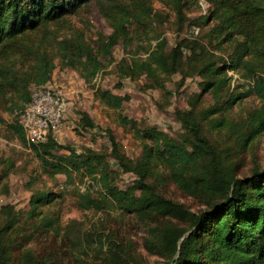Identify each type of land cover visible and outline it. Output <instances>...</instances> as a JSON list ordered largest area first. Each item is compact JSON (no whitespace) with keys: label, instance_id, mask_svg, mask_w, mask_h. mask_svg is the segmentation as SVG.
Instances as JSON below:
<instances>
[{"label":"rangeland","instance_id":"rangeland-1","mask_svg":"<svg viewBox=\"0 0 264 264\" xmlns=\"http://www.w3.org/2000/svg\"><path fill=\"white\" fill-rule=\"evenodd\" d=\"M116 1L132 14L127 26L133 37L131 48L139 42L153 45L156 38L164 37L169 50L177 40L190 38L204 45V58L226 57L229 45L221 43L217 47V41L208 33L214 20H207V0ZM177 1L181 15L176 10ZM140 6H144L142 11ZM74 20L96 50L102 67L85 79L79 71L56 60L52 76L65 81L69 102L54 136L58 143L78 151L91 149L102 153L104 160L92 168L46 171L33 149L38 144L10 127L15 123L13 112L0 109V264H167L173 256L172 232L176 228L188 229V219L147 208L141 210L135 203L130 204L132 209H122L116 202L100 208L84 202L85 190L100 200L107 185L126 191L129 197L146 196L141 189H132L137 174L124 170L110 155L107 130L112 131L120 150L136 159L142 152L141 141L129 126L119 122L118 112L134 119L138 127L155 126L178 138L183 128L175 112L193 110L222 166H229L236 176H246L255 167L264 168V129L252 137L247 135L250 116L261 101L248 94L228 104V92L241 94L248 85L236 82L238 79L231 78L217 95H213L212 88L202 91L199 62L194 60L186 64L189 73L183 80L179 72L160 74L156 81L144 73L119 78L117 64L123 55L129 54L128 49L120 41L108 55L97 51L98 36L110 34L112 27L96 3L86 5ZM193 26L199 28L197 33L192 31ZM186 51L184 48V55ZM134 55L144 57L146 53L139 51ZM96 87L121 94V108L114 109L96 99ZM209 107L220 110L204 117L202 111ZM83 111L94 126L79 124ZM220 120L222 124H215ZM53 149L66 152L58 145ZM204 166L199 164L195 173ZM147 170V181L164 197L196 213L211 207L212 202L197 187L191 191L175 182L168 165L150 164ZM37 190L52 193L53 199L32 211L29 199ZM43 218L54 219V223L46 226Z\"/></svg>","mask_w":264,"mask_h":264},{"label":"trees","instance_id":"trees-1","mask_svg":"<svg viewBox=\"0 0 264 264\" xmlns=\"http://www.w3.org/2000/svg\"><path fill=\"white\" fill-rule=\"evenodd\" d=\"M93 1L112 27L110 34L98 36L97 51L108 55L120 41L128 49L129 54L123 55L117 64L119 78L144 73L156 81L160 74L179 72L183 80L189 73L186 64L194 60L199 62L202 91L212 88L213 95H217L231 80L227 70L233 69L240 76L236 82L248 85L241 94L228 92L227 103L255 95L261 106L250 116L247 135L252 137L264 129V0H207V20H214L208 33L217 41V47L221 43L229 45L225 58H204V45L190 38L177 40L169 50L164 37L156 38L153 45L139 42L131 48L133 37L127 26L132 14L116 0H0V109L13 112L16 118L10 127L16 132H24L19 113L30 99V85L47 82L56 60L79 71L85 79L101 69L96 50L74 20ZM176 10L178 15L182 14L178 1ZM139 51L146 55L135 56ZM93 94L109 107L119 110L122 106L121 94L100 87L94 88ZM217 110L220 108L209 107L202 114L207 117ZM175 115L183 128L178 138L155 126L138 127L134 119L118 112L119 122L129 126L140 139L142 152L136 159L127 157L112 131L107 130L110 155L124 170L137 174L132 189H141L146 196L129 197L126 191L107 185L100 200L85 190L84 202L94 208L116 202L122 209H132L130 204L135 203L141 210L147 208L188 219V229L176 228L172 232L173 256L167 264H264V168L255 167L246 176H236L233 169L224 168L218 160L193 110L177 111ZM79 124L95 125L85 111L80 113ZM37 144L33 145L35 155L46 171L52 173L67 167L92 168L104 160V154L94 150L78 151L71 145L58 143L53 132H48L46 139ZM55 145L66 152H55ZM158 163L168 165L171 177L179 185L191 191L197 187L212 202L211 207L196 213L156 192L146 176L147 166ZM199 164L205 166L195 173ZM190 177L197 180L191 182ZM52 199L50 192L34 191L29 199L30 208L33 211ZM43 220L46 226L54 223L51 218Z\"/></svg>","mask_w":264,"mask_h":264},{"label":"built area","instance_id":"built-area-1","mask_svg":"<svg viewBox=\"0 0 264 264\" xmlns=\"http://www.w3.org/2000/svg\"><path fill=\"white\" fill-rule=\"evenodd\" d=\"M197 33L199 28L192 27ZM228 75L238 79L239 73L227 70ZM30 99L19 113V121L26 139L31 143H40L46 139L48 132L58 131L68 108V90L64 80L51 78L42 84L29 87Z\"/></svg>","mask_w":264,"mask_h":264}]
</instances>
